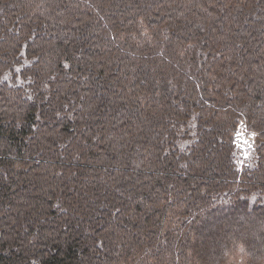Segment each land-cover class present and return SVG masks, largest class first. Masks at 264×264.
I'll use <instances>...</instances> for the list:
<instances>
[{"label":"trees","instance_id":"16d2710c","mask_svg":"<svg viewBox=\"0 0 264 264\" xmlns=\"http://www.w3.org/2000/svg\"><path fill=\"white\" fill-rule=\"evenodd\" d=\"M235 260L264 264V0H0V264Z\"/></svg>","mask_w":264,"mask_h":264},{"label":"built area","instance_id":"2783aa9c","mask_svg":"<svg viewBox=\"0 0 264 264\" xmlns=\"http://www.w3.org/2000/svg\"><path fill=\"white\" fill-rule=\"evenodd\" d=\"M256 133L248 128L244 119H240L232 133L233 162L239 169L250 168L254 163L256 151Z\"/></svg>","mask_w":264,"mask_h":264},{"label":"rangeland","instance_id":"374dc122","mask_svg":"<svg viewBox=\"0 0 264 264\" xmlns=\"http://www.w3.org/2000/svg\"><path fill=\"white\" fill-rule=\"evenodd\" d=\"M243 119V118H242ZM235 168L237 169V170H239L236 166H235ZM234 264H238V262L235 260V263Z\"/></svg>","mask_w":264,"mask_h":264}]
</instances>
